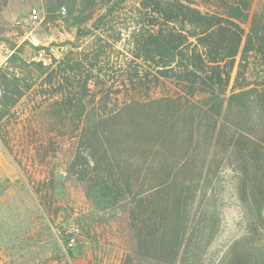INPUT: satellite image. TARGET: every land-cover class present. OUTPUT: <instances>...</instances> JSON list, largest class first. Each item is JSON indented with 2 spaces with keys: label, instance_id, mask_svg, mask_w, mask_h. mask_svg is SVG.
Returning a JSON list of instances; mask_svg holds the SVG:
<instances>
[{
  "label": "rangeland",
  "instance_id": "374dc122",
  "mask_svg": "<svg viewBox=\"0 0 264 264\" xmlns=\"http://www.w3.org/2000/svg\"><path fill=\"white\" fill-rule=\"evenodd\" d=\"M144 1L0 0V61L6 49L15 50L8 66L0 68V88L4 91L0 110H5L6 98L14 94L17 98L0 120V264H167L158 259L153 247L140 242L142 210L128 203L136 195H148L144 214L145 218L153 216L151 207L158 197L150 193L154 183L146 175L149 166H157L161 152L155 149L151 155L141 147L142 136H133L123 127L124 122L112 123L108 132L113 147H118L117 155L120 152L121 157H128L130 172L141 179L131 194L117 203H108L97 189L77 180L79 168L75 172L71 169L78 152L88 154L87 141L81 142L80 135L94 111L109 117L127 103L154 92L174 96L172 114L179 112L178 104H183L184 98L196 105L208 101L210 94L198 82L192 84L178 68L186 63L194 39L182 46L183 52L177 55L167 78L158 80L154 63L145 61L152 57L149 35L156 34L158 20L143 8ZM181 1L216 16L222 13L219 5L226 0ZM251 3L257 23L264 22V0ZM61 8H65V16L60 15ZM32 9L38 10L40 23L27 22ZM15 20H21L23 26L14 28ZM251 20L250 16L246 31ZM152 22L155 25L149 26ZM30 30L42 43L65 47L61 65L45 70L22 60L19 54L30 53L25 39ZM68 59L73 62L72 71ZM152 60L157 61L156 57ZM254 63L249 61L250 69L243 71L235 84L236 60L224 107L216 119L227 135L243 132L251 137L254 143L242 146L254 149V156L259 155L264 163L262 103L229 102L234 85L261 83L252 69ZM14 69L21 71L19 79L13 77ZM144 71L150 73L152 84L142 85ZM200 125L201 141L197 143L198 136L194 137L186 151L191 159L181 176L192 186L206 189L218 213L217 234L196 264H218L230 244L244 234L264 243V208L257 217L251 207L252 167L243 162L238 149H227L222 136L216 137L211 147L209 133L205 136L211 123L203 119ZM182 152L173 150L169 156L179 160L186 154ZM172 160L167 172L173 170ZM71 226L79 233L70 248L65 231Z\"/></svg>",
  "mask_w": 264,
  "mask_h": 264
},
{
  "label": "trees",
  "instance_id": "16d2710c",
  "mask_svg": "<svg viewBox=\"0 0 264 264\" xmlns=\"http://www.w3.org/2000/svg\"><path fill=\"white\" fill-rule=\"evenodd\" d=\"M251 5V0H226L219 5L222 13L211 16L190 2L144 1L143 8L149 9L150 16L155 15L158 20L156 34L149 35L152 57L145 61L154 63L152 66L157 71L158 80L159 77L167 78L173 70L177 55L183 52L182 46L189 39H194V44L189 42L193 45L188 51L186 63L178 68L192 84L198 82L203 91L210 94L208 101L196 105L192 100L184 98L183 104H178L179 112L172 114L171 109L176 103L174 96L154 92L143 100L127 103L120 112L109 117L92 112L86 130L80 135L81 142L83 139L87 141L85 145L88 154L78 152L71 169L74 171L79 168L76 179L97 189L108 203L124 200L125 195L131 194L141 180L130 172L128 163L131 160L121 157L120 152L117 155L118 147H113L112 134L108 132L112 123L124 122L123 127L131 130L133 136H142L141 147L149 150L151 155L155 149L161 152L157 166H149L146 175L154 183L150 193L158 197L151 207L153 216L145 218L144 214V208L149 206L146 204L148 195H136L128 203L142 210L139 214L142 218L140 242L146 247H153L158 259L167 264L198 263L199 256L209 247L218 231V213L211 205L210 194L197 184L192 186L181 176L191 159L186 151L195 141L194 137L198 136L197 143L201 141L200 135L203 133H200V122L203 119L211 123L205 129V136L209 133L211 147L216 137L218 140L222 136L226 139L227 149L231 146L238 149L243 162L252 167L251 207L257 217L262 216L264 163L260 161L259 155L254 156L257 153L254 149L251 151L242 146V143H254L253 139L243 132L227 135L216 119L224 107L226 90L236 60L238 70L235 84L242 72L250 69L251 59L256 61L252 69L257 71L261 83L252 86L247 82L238 88L234 85L229 102L236 100L250 103L257 100L264 107V22L257 23L256 15L251 14ZM250 16L252 20L246 31L245 25ZM154 25L152 22L149 26ZM154 57L157 61L152 60ZM71 62L68 59V63ZM57 65H61L60 62L54 67ZM68 67L74 70L73 62ZM149 75L144 71L142 85L152 84ZM16 99L15 94L6 98L5 110H0V120L7 113V107L14 104ZM82 99L83 94L77 105ZM177 149L186 154L181 155L179 160L174 156L172 160L170 151ZM170 160L175 162L173 170L167 172ZM218 264H264V243L244 234L230 244Z\"/></svg>",
  "mask_w": 264,
  "mask_h": 264
},
{
  "label": "built area",
  "instance_id": "2783aa9c",
  "mask_svg": "<svg viewBox=\"0 0 264 264\" xmlns=\"http://www.w3.org/2000/svg\"><path fill=\"white\" fill-rule=\"evenodd\" d=\"M60 15L65 16L66 10L65 8H61ZM42 21V18L38 12L37 9H32L29 11L27 16V22L36 24L40 23ZM14 28H21L23 26L21 20H15L12 24ZM26 41L28 42L30 53L28 56L19 54L22 60L27 63H34L41 67L48 68L52 67L55 64L59 63L60 59L63 58L65 54V47L60 44H56L53 42L49 43H42L38 37L34 34L33 30H30L26 37ZM1 47V46H0ZM6 56L2 58V61H0V68H5L8 66V59L11 55L15 53V50H8L6 49ZM12 74L14 78L19 79L21 77V71L19 69L12 70ZM4 94V91L2 88H0V97H2ZM79 233V229L75 226L69 227L65 231V236L67 240L68 246L71 248L75 245L76 236Z\"/></svg>",
  "mask_w": 264,
  "mask_h": 264
}]
</instances>
